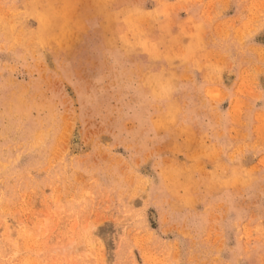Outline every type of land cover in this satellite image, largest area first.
<instances>
[{"label": "rangeland", "instance_id": "obj_1", "mask_svg": "<svg viewBox=\"0 0 264 264\" xmlns=\"http://www.w3.org/2000/svg\"><path fill=\"white\" fill-rule=\"evenodd\" d=\"M0 264H264V0H0Z\"/></svg>", "mask_w": 264, "mask_h": 264}, {"label": "bare ground", "instance_id": "obj_2", "mask_svg": "<svg viewBox=\"0 0 264 264\" xmlns=\"http://www.w3.org/2000/svg\"><path fill=\"white\" fill-rule=\"evenodd\" d=\"M77 144V143H76Z\"/></svg>", "mask_w": 264, "mask_h": 264}]
</instances>
